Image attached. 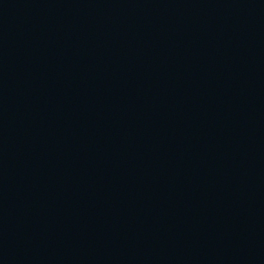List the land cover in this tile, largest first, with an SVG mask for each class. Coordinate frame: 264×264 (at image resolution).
Segmentation results:
<instances>
[{
    "label": "water",
    "instance_id": "water-1",
    "mask_svg": "<svg viewBox=\"0 0 264 264\" xmlns=\"http://www.w3.org/2000/svg\"><path fill=\"white\" fill-rule=\"evenodd\" d=\"M0 264H264V0H0Z\"/></svg>",
    "mask_w": 264,
    "mask_h": 264
}]
</instances>
